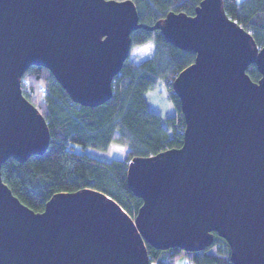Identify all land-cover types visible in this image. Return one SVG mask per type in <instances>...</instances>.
Instances as JSON below:
<instances>
[{
  "label": "water",
  "instance_id": "water-1",
  "mask_svg": "<svg viewBox=\"0 0 264 264\" xmlns=\"http://www.w3.org/2000/svg\"><path fill=\"white\" fill-rule=\"evenodd\" d=\"M139 28L195 53L171 85L182 145L128 161V188L142 201L134 219L88 188L57 193L35 213L0 172V264H150L146 244L195 252L213 233L232 264H264V47L227 17L222 0L153 26L139 23L131 0H0V169L49 143L44 117L22 95L25 71L43 67L75 104L97 107L111 98ZM252 64L256 82L246 73Z\"/></svg>",
  "mask_w": 264,
  "mask_h": 264
},
{
  "label": "trees",
  "instance_id": "trees-1",
  "mask_svg": "<svg viewBox=\"0 0 264 264\" xmlns=\"http://www.w3.org/2000/svg\"><path fill=\"white\" fill-rule=\"evenodd\" d=\"M131 1L139 23L153 26L163 24L168 13L193 16L202 0ZM222 6L228 18L249 32L257 48L264 47V0H222ZM130 42V49L151 43L152 56L137 65L128 57L112 80L111 98L97 107L75 104L43 67L30 66L23 74L22 95L44 117L50 139L43 154L32 155L25 162L10 158L0 172L13 196L33 212H42L57 193L88 188L107 195L129 216H135L142 201L128 188V161L182 145L185 120L171 85L194 62L195 53L171 45L159 29L134 30ZM246 73L254 82L261 77L254 64ZM159 83L175 108L173 115L164 118L150 109L145 99ZM113 141L127 148L122 160L103 161L79 151H107ZM146 249L150 264H175L181 255L193 264H232L229 246L216 233L211 245L200 251H162L148 244Z\"/></svg>",
  "mask_w": 264,
  "mask_h": 264
},
{
  "label": "rangeland",
  "instance_id": "rangeland-1",
  "mask_svg": "<svg viewBox=\"0 0 264 264\" xmlns=\"http://www.w3.org/2000/svg\"><path fill=\"white\" fill-rule=\"evenodd\" d=\"M153 53V45L146 43L139 47L130 49L129 61L135 65L141 63L144 60L149 59ZM146 102L150 109L157 112L162 118L173 115L175 108L171 101L168 99V93L162 83L157 84L153 91H149L145 95ZM82 153H86L91 157L103 160L111 161L113 159L122 160L127 152V148L116 141H113L107 151H97L91 148H85ZM131 217V216H130ZM134 219V216L131 217ZM186 257L181 255L177 258L175 264H184Z\"/></svg>",
  "mask_w": 264,
  "mask_h": 264
},
{
  "label": "built area",
  "instance_id": "built-area-1",
  "mask_svg": "<svg viewBox=\"0 0 264 264\" xmlns=\"http://www.w3.org/2000/svg\"><path fill=\"white\" fill-rule=\"evenodd\" d=\"M184 264H193V263H192V261H191V260H189V259H187V258H186V261H185V263H184Z\"/></svg>",
  "mask_w": 264,
  "mask_h": 264
}]
</instances>
